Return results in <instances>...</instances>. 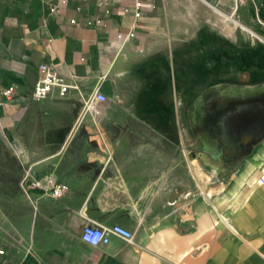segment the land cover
<instances>
[{"label": "crops", "instance_id": "0c3cea01", "mask_svg": "<svg viewBox=\"0 0 264 264\" xmlns=\"http://www.w3.org/2000/svg\"><path fill=\"white\" fill-rule=\"evenodd\" d=\"M8 87L0 264H264V0H0Z\"/></svg>", "mask_w": 264, "mask_h": 264}, {"label": "built area", "instance_id": "2783aa9c", "mask_svg": "<svg viewBox=\"0 0 264 264\" xmlns=\"http://www.w3.org/2000/svg\"><path fill=\"white\" fill-rule=\"evenodd\" d=\"M245 1L247 0H233L235 6L240 5ZM139 5L140 3L137 2L136 7L138 8ZM136 16H138L137 12ZM131 35L132 33L127 34V36ZM38 69L40 71V76L33 86L32 95L34 99L44 98L53 88L58 89L60 94H65L71 89H77V85L73 81H70L66 77L62 76L53 66L41 64L39 65ZM13 94L12 87L1 88L0 106L2 105L4 98H8ZM92 98L96 101H104L106 99L105 96L98 91L93 94ZM257 182L259 184H264V171H262L257 177ZM28 186L30 188H42L40 180L30 181ZM67 191L68 187L65 184L54 185L50 189L51 195L55 197L61 196ZM110 234L117 235L118 237L125 240H130L132 238V232L120 225H112L109 228H105L98 225L89 224H86L82 227L80 238L83 242L89 244L90 246L97 247L107 244L109 242Z\"/></svg>", "mask_w": 264, "mask_h": 264}]
</instances>
